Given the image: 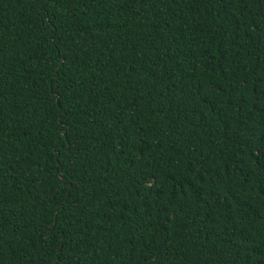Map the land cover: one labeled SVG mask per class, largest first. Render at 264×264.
Here are the masks:
<instances>
[{
    "label": "trees",
    "instance_id": "1",
    "mask_svg": "<svg viewBox=\"0 0 264 264\" xmlns=\"http://www.w3.org/2000/svg\"><path fill=\"white\" fill-rule=\"evenodd\" d=\"M0 264H264V0H0Z\"/></svg>",
    "mask_w": 264,
    "mask_h": 264
}]
</instances>
